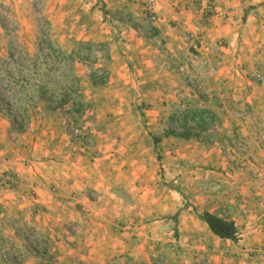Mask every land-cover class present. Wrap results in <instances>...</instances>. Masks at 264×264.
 <instances>
[{"label": "crops", "instance_id": "crops-1", "mask_svg": "<svg viewBox=\"0 0 264 264\" xmlns=\"http://www.w3.org/2000/svg\"><path fill=\"white\" fill-rule=\"evenodd\" d=\"M31 3L39 6L52 45L64 54L75 46L102 45L96 68L107 71L101 93L112 101L129 97L125 92L133 88L131 95L180 102V95L169 91L180 90L185 102L198 105L194 110L218 116L222 130L237 128L251 144L258 97L244 92L248 83L243 75L264 67V0H202L211 11L206 22L191 0H0V15L22 27L31 16ZM147 10L156 16L151 29ZM196 27L199 34L191 39ZM219 41L224 47L212 56L213 74L197 75L192 60L206 56L208 46ZM180 68L199 83L203 95L193 94L181 80ZM239 101L250 104L242 113ZM40 106L25 112L31 116L21 132L0 112V174L18 182L10 189L0 183V264H151L145 238L113 236L96 217L97 205L108 203L89 199L87 192L101 188L95 168L105 157L93 164L70 158L58 109L47 120ZM122 107L119 102L113 113ZM237 112L242 119L232 117ZM134 136L127 134L126 142L137 143ZM103 138L100 147L110 146ZM241 166L242 173L225 174L216 181L220 186L213 183L221 191L204 201L212 205L205 212L234 223L236 240L214 236L199 215L189 223L186 209L182 223H176L185 235L161 241L165 264H264V152L242 155ZM233 194L242 198L233 199ZM241 202L248 215L241 213ZM68 225L78 230L71 234ZM170 244L176 255L167 250Z\"/></svg>", "mask_w": 264, "mask_h": 264}, {"label": "rangeland", "instance_id": "rangeland-1", "mask_svg": "<svg viewBox=\"0 0 264 264\" xmlns=\"http://www.w3.org/2000/svg\"><path fill=\"white\" fill-rule=\"evenodd\" d=\"M30 7L31 16L22 27L15 20L0 15L1 114L16 130L20 125L22 128L27 125V115H31L25 112L32 111L40 103L42 116L52 120L55 111L48 107H55L67 97V105L55 113L59 114L57 119H63L70 158L78 156L91 164L99 158L106 159L95 168L101 188L87 192L89 199L101 198L108 203L97 205L101 210L96 216L98 221L107 225L113 236L145 238L151 264H165V246L161 241L185 235L176 227L182 223L186 209L191 216L186 220L189 223L191 219L196 220V216L212 207L205 205V200L215 191H221L220 188L214 190L213 183L220 186L219 181L226 178L225 174L238 170L242 173V155L264 152L261 139L264 137V83L255 78L256 75L264 78V67H254V71L243 75L248 83L243 87L244 92L256 93L258 97L251 130L255 137L248 145L237 128L222 130L218 116L213 115L214 122L201 128L191 116L197 111L192 106L198 105L185 102L180 90H169L175 96L180 95V102L131 95L133 88L125 92L129 97L112 101L101 93L108 82L107 71L96 68V60L104 54L102 45L89 47V51L75 46L72 52L65 53L73 59L71 62L66 57L65 60L56 59L46 48L51 40L39 6L31 3ZM196 69L197 75H207ZM101 73L106 75L105 83L94 85L91 75L100 76ZM177 75L193 94L203 95L199 83L196 82L197 88H194L185 71L180 73L178 69ZM41 95L46 102L40 99ZM119 102L123 107L113 113ZM75 103L84 105L80 116L72 111ZM239 104L242 105L240 113L242 108L244 111L250 106L241 101ZM238 112L234 114L239 116L233 114L234 119H242ZM127 127L134 130L128 132ZM171 132L175 135L166 136ZM132 133L138 138L137 143L126 142L127 134ZM185 133L191 138L180 137ZM102 137L110 146L100 147ZM154 137L160 138L156 145ZM222 161L226 163L223 165ZM251 173L248 172V176L252 178ZM17 184L16 181L12 188ZM222 195L226 197L231 193ZM239 198L242 195L233 194V199ZM244 207L247 209L241 202V208ZM91 220L94 222L95 218ZM67 227L71 234L78 230L74 226ZM170 246L167 250L176 255L177 249ZM3 257L6 256H2L5 261Z\"/></svg>", "mask_w": 264, "mask_h": 264}, {"label": "trees", "instance_id": "trees-1", "mask_svg": "<svg viewBox=\"0 0 264 264\" xmlns=\"http://www.w3.org/2000/svg\"><path fill=\"white\" fill-rule=\"evenodd\" d=\"M46 48L50 51V54L52 56L56 57V59L60 58L61 60H65L64 57H66V60H68L69 62L73 60L70 56H67L63 52L58 51L56 48H54L51 41L47 42ZM82 48L88 51L90 50L86 46H81L80 49ZM90 79L94 85H103L105 83L106 77H104L103 75L101 76L91 75ZM40 99L46 102V100L43 99L42 95L40 96ZM68 100L69 99H67V97H64L63 100L60 103H58L55 107L53 108L48 107V109H52L54 111L57 109H61L63 108V106L67 105ZM83 109H84V105H82L81 103H75L73 105L72 111L77 116H80L82 114ZM191 116L195 118V120L197 121V124L201 128H203L204 126H208L209 123L211 124L212 122H214L213 114L209 113L208 111H194L191 113ZM16 131L18 132L23 131L22 125L16 128ZM174 135L175 134L173 132L166 134V136H174ZM180 137L184 139H189L191 138V135L188 133H185L181 135ZM153 141H154V144L156 145L160 142V138L154 137ZM199 219L207 225L209 231L217 238L221 240H231V241L236 240L237 229L233 222L227 221L223 218L217 217L208 212H203L201 215H199Z\"/></svg>", "mask_w": 264, "mask_h": 264}, {"label": "built area", "instance_id": "built-area-1", "mask_svg": "<svg viewBox=\"0 0 264 264\" xmlns=\"http://www.w3.org/2000/svg\"><path fill=\"white\" fill-rule=\"evenodd\" d=\"M196 12L201 13V17L202 20L204 22H206L209 18H210V6L207 7H203L202 6V0H191ZM147 21L150 24V29L152 28V25L156 22V16L154 15V13L151 12V10H147ZM151 32V30H150ZM199 34V28L196 27L195 29V34L190 35V38L193 39L195 37V35L197 36ZM224 47L223 43L221 41L216 42V43H212L208 46L207 48V52L208 54L206 56L203 55H199L197 57H195L192 60V63L201 71L205 72L207 75H212L213 71L211 69V66L213 65V59L212 56L215 58L218 56L219 51H221V49ZM180 73H184L183 69L180 68L179 69ZM103 75L104 77H106L105 73H101L100 76ZM256 80L264 83V78L261 77L260 75H256ZM189 83L194 87L197 88L196 82L193 78H191L189 76ZM77 133V131H76ZM0 183L2 185H4L7 188H12L15 184H16V180L13 176H8V175H4V174H0ZM241 213L243 215L247 214V209L241 208ZM261 226V223H258ZM4 260H6L5 257H3ZM161 258V257H159Z\"/></svg>", "mask_w": 264, "mask_h": 264}]
</instances>
